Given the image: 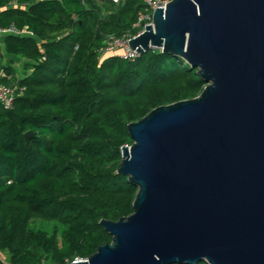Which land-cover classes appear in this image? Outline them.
<instances>
[{
  "label": "trees",
  "instance_id": "obj_1",
  "mask_svg": "<svg viewBox=\"0 0 264 264\" xmlns=\"http://www.w3.org/2000/svg\"><path fill=\"white\" fill-rule=\"evenodd\" d=\"M145 2L0 0V27L22 31L5 34V53L26 71L0 77L17 88L12 108L0 103V264H68L111 243L101 220L132 214L138 191L117 172L128 124L205 88L196 68L160 49L100 54L107 37L138 31Z\"/></svg>",
  "mask_w": 264,
  "mask_h": 264
},
{
  "label": "water",
  "instance_id": "obj_2",
  "mask_svg": "<svg viewBox=\"0 0 264 264\" xmlns=\"http://www.w3.org/2000/svg\"><path fill=\"white\" fill-rule=\"evenodd\" d=\"M129 44L206 86L128 124L117 172L134 212L102 219L112 242L68 264H264V0H170Z\"/></svg>",
  "mask_w": 264,
  "mask_h": 264
},
{
  "label": "built area",
  "instance_id": "obj_3",
  "mask_svg": "<svg viewBox=\"0 0 264 264\" xmlns=\"http://www.w3.org/2000/svg\"><path fill=\"white\" fill-rule=\"evenodd\" d=\"M98 1H106V0H98ZM114 3H119L120 0H110ZM170 0H146V10L139 13L137 20L135 21L133 27L138 30L134 34H125L122 37H117L111 35L104 40L103 45L99 49L100 54L103 56L107 53H118L122 57L130 60H134L139 56V53L134 51L129 41L135 39L139 35H141L146 30V26L153 24V12L157 9V7H166V3H169ZM11 4H17V0H11ZM1 11V8H0ZM0 34H15L20 35L22 31L15 25V23H11L6 27H0ZM78 49V46H76ZM150 49H160L158 47L152 46ZM16 86L14 85H4L0 84V103L5 109H10L13 106L14 97L16 94ZM87 259L77 258L74 262H81Z\"/></svg>",
  "mask_w": 264,
  "mask_h": 264
},
{
  "label": "crops",
  "instance_id": "obj_4",
  "mask_svg": "<svg viewBox=\"0 0 264 264\" xmlns=\"http://www.w3.org/2000/svg\"><path fill=\"white\" fill-rule=\"evenodd\" d=\"M5 35L0 34V66H7L8 62H13L15 68L14 74H8L6 68L0 69V77L12 80V78L23 77L26 71L24 70V60L19 58H9L5 53Z\"/></svg>",
  "mask_w": 264,
  "mask_h": 264
},
{
  "label": "rangeland",
  "instance_id": "obj_5",
  "mask_svg": "<svg viewBox=\"0 0 264 264\" xmlns=\"http://www.w3.org/2000/svg\"><path fill=\"white\" fill-rule=\"evenodd\" d=\"M120 53V52H118ZM32 225L33 226H36V227H40V228H43V229H47V230H52V228L54 227V224L52 222H48V221H43L41 219H35L33 222H32Z\"/></svg>",
  "mask_w": 264,
  "mask_h": 264
}]
</instances>
